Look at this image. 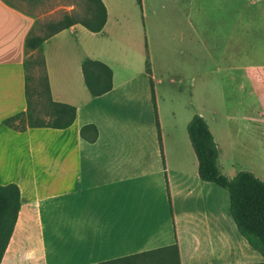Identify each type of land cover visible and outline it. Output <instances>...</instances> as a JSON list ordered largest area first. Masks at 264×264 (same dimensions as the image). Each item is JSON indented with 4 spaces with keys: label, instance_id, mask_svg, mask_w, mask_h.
<instances>
[{
    "label": "crops",
    "instance_id": "1",
    "mask_svg": "<svg viewBox=\"0 0 264 264\" xmlns=\"http://www.w3.org/2000/svg\"><path fill=\"white\" fill-rule=\"evenodd\" d=\"M25 1L28 9L0 0V184L19 187L13 231L30 220L42 221L43 209L47 218H54L51 210L56 207L58 227H64L60 236L72 242L76 264L173 243L180 264H227V239L243 246L246 240L231 218L225 189L199 178L186 126L194 114L206 121L217 144L220 171L223 157L231 162L227 177L248 170L264 181V60L218 63L212 76L222 111L189 109L192 59L188 64L186 58L185 69L181 63L171 65L175 76H168V65L159 67L157 49L194 48L193 0H140L148 58L137 69L115 40L125 31L126 16L101 0L106 18L99 31L73 23L39 48L50 97L75 107L73 122L65 128L17 131L4 120L27 109L25 60L36 51L25 48L28 34L47 32V25L39 24L56 11L63 10L62 16L80 12L75 7L79 0L49 10L43 7L46 0ZM88 59L112 72V88L98 96L89 93L84 79L88 95L65 76V67H71L73 83L76 75L79 82L82 62ZM184 86L191 89L185 108L179 105L177 110L174 103L167 107L165 99L180 94ZM221 145L228 153L221 152ZM33 249L29 246L25 257H34ZM39 250L46 253L45 238Z\"/></svg>",
    "mask_w": 264,
    "mask_h": 264
},
{
    "label": "rangeland",
    "instance_id": "2",
    "mask_svg": "<svg viewBox=\"0 0 264 264\" xmlns=\"http://www.w3.org/2000/svg\"><path fill=\"white\" fill-rule=\"evenodd\" d=\"M9 1L23 9L27 8L28 3L25 0ZM82 1L79 0L75 6L80 13H84L85 9V4ZM105 1L110 10L122 12L126 16L125 31L118 33L115 40L120 47L128 51L127 61L130 63L131 68L137 69L139 66H145L148 51L140 0ZM70 2L71 0H46L43 7L49 10L58 5L67 6ZM62 13L63 10H59L44 18L39 24L40 28L42 25L59 19ZM193 13L196 24L194 48L189 51H181L179 49H160L158 47L159 67L160 65H168V70H170L168 76H175L171 65L181 63L183 69H185L186 58H188V64L192 59L194 89L191 105L188 108L192 110L214 108L220 113L222 111L220 89L217 79L212 76L217 74L218 63L234 64L235 62H244L251 59L264 60V0H257V2L255 0H193ZM112 52L110 50L109 54ZM166 59L169 60L168 63H166ZM177 66L180 65L177 64ZM177 66L175 69L182 68H177ZM65 68V76L67 79L70 78L71 85H76V87L79 85L82 87L84 95H88L82 76H79V82H77L76 75V83L74 84V74L68 70L71 67ZM53 69L56 70V67L54 66ZM58 69L57 67V70L54 71L56 74H59ZM42 72L39 66L31 69L30 89L33 93L32 96L40 102L38 108L44 112L47 103L43 86L40 84L42 82ZM55 73L53 74L55 75ZM35 91H37V94L38 92L41 94L37 95ZM190 91V88L184 86L183 91L180 94L178 93L177 96L169 94L172 96L165 99L167 107L170 103H174L177 110L180 106L185 108L184 99L185 101L188 99ZM54 96L58 98L56 90ZM51 140H55L53 135ZM52 146L56 149V143ZM21 147L25 146L21 144ZM228 151L227 146L221 145L222 153H228ZM222 167L221 173L225 176L230 175L232 169L228 157H223ZM196 179L199 181L198 178ZM211 185L215 186V184ZM224 191L228 197L227 191ZM42 212V221L30 220L28 224L19 226L18 230L13 231L0 264H76L72 242H65L60 236L64 227H58L57 208L53 207V210H51L54 218H47L45 209ZM43 238H45L46 253L40 254L39 249ZM245 245H239L237 241L227 239V264H249L263 260V257L253 250L246 241ZM29 246L34 247V257H25V251Z\"/></svg>",
    "mask_w": 264,
    "mask_h": 264
},
{
    "label": "trees",
    "instance_id": "3",
    "mask_svg": "<svg viewBox=\"0 0 264 264\" xmlns=\"http://www.w3.org/2000/svg\"><path fill=\"white\" fill-rule=\"evenodd\" d=\"M82 2L85 4L84 13L64 14L60 19L46 24L47 32L28 34L25 48L27 52L30 49L36 51L25 60L27 109L4 120V124L10 128L17 131H24L27 127L65 128L73 122L75 107L55 102L50 97L44 58L39 48L44 39L73 23H80L92 32L102 28L106 18L102 1ZM37 66L43 71L40 84L46 96L47 105L44 112L38 108L40 102L32 96L30 89V71ZM81 70L84 84L92 96L101 95L112 88V72L104 63L88 59L82 62ZM35 93L37 94V91ZM40 94L38 92L37 95ZM151 98L156 115L153 90ZM186 130L197 158L199 178L205 182H212L228 192L229 212L238 232L249 246L263 257L262 261L250 264H264V181L247 170H240L232 177L221 173L217 161V144L206 121L199 114L191 117ZM19 206V187L15 183L0 184V261L13 232ZM94 264H180V260L177 245L173 243Z\"/></svg>",
    "mask_w": 264,
    "mask_h": 264
}]
</instances>
